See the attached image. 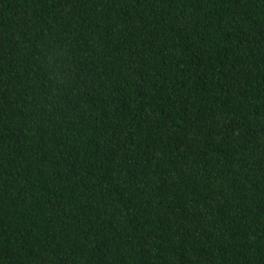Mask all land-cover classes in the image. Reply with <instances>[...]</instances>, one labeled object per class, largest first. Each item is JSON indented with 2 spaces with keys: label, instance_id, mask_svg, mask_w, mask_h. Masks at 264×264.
Here are the masks:
<instances>
[{
  "label": "trees",
  "instance_id": "16d2710c",
  "mask_svg": "<svg viewBox=\"0 0 264 264\" xmlns=\"http://www.w3.org/2000/svg\"><path fill=\"white\" fill-rule=\"evenodd\" d=\"M0 264H264V0H0Z\"/></svg>",
  "mask_w": 264,
  "mask_h": 264
}]
</instances>
